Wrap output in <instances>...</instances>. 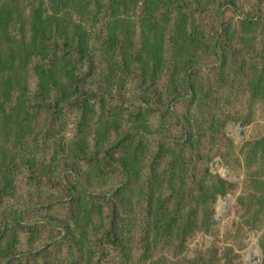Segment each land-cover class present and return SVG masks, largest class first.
Here are the masks:
<instances>
[{"label":"trees","instance_id":"16d2710c","mask_svg":"<svg viewBox=\"0 0 264 264\" xmlns=\"http://www.w3.org/2000/svg\"><path fill=\"white\" fill-rule=\"evenodd\" d=\"M257 104L264 0H0V264H240L264 134L224 127ZM216 155L249 168L222 248Z\"/></svg>","mask_w":264,"mask_h":264},{"label":"rangeland","instance_id":"374dc122","mask_svg":"<svg viewBox=\"0 0 264 264\" xmlns=\"http://www.w3.org/2000/svg\"><path fill=\"white\" fill-rule=\"evenodd\" d=\"M254 114L252 121L243 125L242 123L228 122L224 127V133L232 140L234 150L239 157V148L249 141L258 138L264 134V105L257 104L253 110ZM242 124V126H239ZM247 165V164H246ZM208 167L212 174H218L223 179L236 185V190L224 196H218L213 204L214 215L213 218L219 226V234L215 238V242L219 247L230 245L228 234L233 230L234 224L238 221V210L236 204V197L238 196L242 182L247 176L248 169L244 161L240 160L239 165L225 160L222 156L216 155L208 163ZM24 196L25 190L19 189ZM25 201V200H24ZM22 205L23 203H19ZM59 231H62L60 228ZM264 232L263 230H251L244 234L242 239L243 248L237 251L239 255L238 261L240 264H262L264 251L260 247L259 238ZM212 239L208 236L197 233L188 240L186 255L189 258H194L207 249ZM240 244V243H239Z\"/></svg>","mask_w":264,"mask_h":264},{"label":"water","instance_id":"95a60500","mask_svg":"<svg viewBox=\"0 0 264 264\" xmlns=\"http://www.w3.org/2000/svg\"><path fill=\"white\" fill-rule=\"evenodd\" d=\"M239 126H242V124H240Z\"/></svg>","mask_w":264,"mask_h":264}]
</instances>
